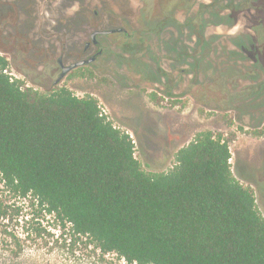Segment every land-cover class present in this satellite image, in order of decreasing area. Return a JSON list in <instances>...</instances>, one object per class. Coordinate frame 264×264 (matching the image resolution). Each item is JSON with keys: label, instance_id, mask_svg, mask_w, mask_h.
<instances>
[{"label": "trees", "instance_id": "1", "mask_svg": "<svg viewBox=\"0 0 264 264\" xmlns=\"http://www.w3.org/2000/svg\"><path fill=\"white\" fill-rule=\"evenodd\" d=\"M8 67L0 55L5 254L18 252L6 223L28 202L129 264H264V218L251 188L233 177L221 134L198 133L170 170L146 173L129 134L95 98L23 87Z\"/></svg>", "mask_w": 264, "mask_h": 264}, {"label": "rangeland", "instance_id": "2", "mask_svg": "<svg viewBox=\"0 0 264 264\" xmlns=\"http://www.w3.org/2000/svg\"><path fill=\"white\" fill-rule=\"evenodd\" d=\"M83 1L82 18L76 6H62L60 0L30 8L34 21L18 25L0 17V55L8 60L11 78L39 92L65 87L76 97L95 98L108 120L129 134L134 157L146 173L170 170L177 150L198 133L221 134L231 152L233 177L251 188L264 218V71L252 69L250 59L226 54L237 51L232 45L237 36L253 33V12L237 17L232 28H209L210 35L218 36L210 52L211 69L197 72L172 68L175 50L162 43L163 22L174 17L186 25L196 19L201 5L217 0ZM66 14L72 20L64 26ZM33 23L41 32L28 36ZM45 24L50 27L45 29ZM90 27H123L126 33L101 36V58L52 85L62 43L64 62L80 59ZM26 205L6 223L18 239L17 255L5 254L9 241L0 238V264H129L114 253L103 254L52 215Z\"/></svg>", "mask_w": 264, "mask_h": 264}, {"label": "flooded vegetation", "instance_id": "3", "mask_svg": "<svg viewBox=\"0 0 264 264\" xmlns=\"http://www.w3.org/2000/svg\"><path fill=\"white\" fill-rule=\"evenodd\" d=\"M58 1L59 0H0V17L3 18L5 22L9 21L18 25L21 22L24 23L27 21H34V11L30 8H35L37 3V5H46L51 3L55 4ZM60 1V5L62 6H76V12L81 18L85 15L83 0ZM3 2L5 4H3ZM247 10L253 12V23L255 24L253 33L241 34L237 36L236 40L232 42V45L237 49V51L228 52L226 54L228 56L230 55L232 58L235 57L231 54H236L240 60L250 59L252 61V69L257 72L264 71V0H217L215 3L209 2L208 4L206 3L201 5L195 16L196 19H189L186 25L179 24L174 17L169 19L171 20L170 22H163L162 28L165 30L166 36H162V43L165 41L166 45L172 46L173 50H175V52H172L171 55L173 57L171 60L172 68L182 71L194 70L197 72L211 69L210 52L212 53L213 47H215L214 43L218 39V36L210 35V32H208L209 28H211L212 25L216 27L220 25H227L228 28H232L234 27L233 23L236 21V18L245 13ZM97 14V10H93L92 15L99 19ZM69 17L70 16L66 14L65 19L62 20L64 26L68 21L72 20ZM211 20H215L213 24ZM76 21L78 22V18ZM33 24L28 31V36L41 32L40 30H36L35 28L37 25ZM48 26L49 24H45L42 27L46 29L50 27ZM117 28L122 29L119 33H126V30L123 27ZM180 28L182 30H180ZM104 30L108 29L90 27L88 39L84 42L80 53L81 58L76 61L64 62L63 58L65 55L64 50L66 49V44L62 43L63 53L60 54V57L57 58L56 61L59 73L57 78L52 81V85H57L62 82L65 76L69 73L68 72L57 84H55V81L61 74L63 66H68L72 63L91 58H93L92 62H96L101 58L104 54V50L99 38L106 35L99 33L95 34L94 37H92V35L95 32H101ZM214 51H216V49ZM181 64H186V66L180 68Z\"/></svg>", "mask_w": 264, "mask_h": 264}, {"label": "water", "instance_id": "4", "mask_svg": "<svg viewBox=\"0 0 264 264\" xmlns=\"http://www.w3.org/2000/svg\"><path fill=\"white\" fill-rule=\"evenodd\" d=\"M121 31H122L121 28L108 29V30H104V31H101V32H95L92 35V37H94V35L97 34V33L102 34V35H108V34H112V33H119ZM92 59L93 58L87 59V60H81V61L72 63V64H70L68 66H63L61 74H60L59 78L55 81V84H57L68 72H70L71 70H73V69H75L77 67L89 64L90 62H92Z\"/></svg>", "mask_w": 264, "mask_h": 264}, {"label": "built area", "instance_id": "5", "mask_svg": "<svg viewBox=\"0 0 264 264\" xmlns=\"http://www.w3.org/2000/svg\"><path fill=\"white\" fill-rule=\"evenodd\" d=\"M100 110H101V108H100ZM101 114H105V112L103 110H101Z\"/></svg>", "mask_w": 264, "mask_h": 264}]
</instances>
